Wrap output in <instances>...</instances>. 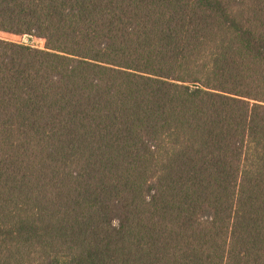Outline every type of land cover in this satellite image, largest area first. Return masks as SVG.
Returning <instances> with one entry per match:
<instances>
[{
    "label": "trees",
    "instance_id": "obj_1",
    "mask_svg": "<svg viewBox=\"0 0 264 264\" xmlns=\"http://www.w3.org/2000/svg\"><path fill=\"white\" fill-rule=\"evenodd\" d=\"M0 34V264H264V0H0Z\"/></svg>",
    "mask_w": 264,
    "mask_h": 264
},
{
    "label": "rangeland",
    "instance_id": "obj_2",
    "mask_svg": "<svg viewBox=\"0 0 264 264\" xmlns=\"http://www.w3.org/2000/svg\"><path fill=\"white\" fill-rule=\"evenodd\" d=\"M1 37L5 38V36H3L2 34H0ZM9 39V38H6ZM9 40H15V41H20L21 43L27 44V45H31L34 47H39V48H43L44 47V42L36 39L34 37H30V36H24L20 39H16V38H10Z\"/></svg>",
    "mask_w": 264,
    "mask_h": 264
}]
</instances>
